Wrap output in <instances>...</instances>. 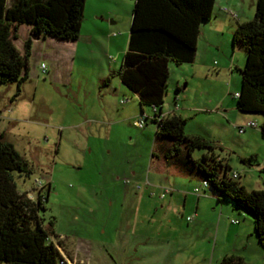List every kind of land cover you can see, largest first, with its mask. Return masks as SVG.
<instances>
[{
  "label": "rangeland",
  "instance_id": "rangeland-1",
  "mask_svg": "<svg viewBox=\"0 0 264 264\" xmlns=\"http://www.w3.org/2000/svg\"><path fill=\"white\" fill-rule=\"evenodd\" d=\"M256 1H215L212 19L217 16L225 22L223 31L210 32V21L202 25L195 59L188 62L196 63V73L187 62H169L163 103L164 110H173L177 99L188 119L185 132L215 143V154L229 165L232 177L234 172L239 175L235 180L248 192L264 189L262 116L247 117L235 107L245 49L233 42L232 34L239 22L253 18ZM133 7L134 0H86L77 40L49 36L37 40L28 62L29 77L19 95L16 83L0 82V136L33 169L29 176L15 173L18 190L35 200L50 187L41 214L46 225L54 221L51 240L68 264H220L219 246L205 260L195 256L200 244L194 240L200 242L209 233L213 238L219 220L222 226L241 228L240 245L243 249L249 242L256 258L263 248L252 217L229 200L218 201L209 186L205 194L195 192L202 179L197 174L190 177L184 165L167 166L162 150L171 140L155 138L151 107L144 106L142 112L137 96L114 74L128 48ZM28 34L27 28L20 30L19 48ZM140 117L141 127L135 124ZM246 119L256 120L258 126L240 132ZM205 151L196 148L192 157L200 158ZM174 179L188 184L186 188L164 185L188 193L183 216L182 209L161 219L150 210L138 209L136 193L146 182L159 193L163 187L155 185ZM137 184L142 188L137 189ZM197 196L204 217L191 230ZM166 197L158 199L166 201ZM188 215L190 221H183Z\"/></svg>",
  "mask_w": 264,
  "mask_h": 264
},
{
  "label": "trees",
  "instance_id": "trees-1",
  "mask_svg": "<svg viewBox=\"0 0 264 264\" xmlns=\"http://www.w3.org/2000/svg\"><path fill=\"white\" fill-rule=\"evenodd\" d=\"M85 1L0 0V82L16 83L19 95L22 83L29 77L34 39L51 36L77 40ZM215 1L134 0L128 48L114 74L137 96L142 112L144 106L151 107L155 138L171 140L162 150L167 166L184 165L190 177L197 174L202 179V190L211 187L218 201L229 200L235 209L249 214L257 241L264 249V189L248 192L228 173L229 165H223L215 154V143L201 135L187 134V117L164 115L162 111L169 62L180 65L194 61L201 27L212 19ZM22 26L28 27L29 35L21 49L16 41L21 39ZM232 39L245 49L235 107L240 112L262 116L259 128L264 137V0L256 1L252 19L236 25ZM112 75L104 80L106 84ZM196 148L206 149L200 158L192 157ZM154 156L156 152L152 150ZM32 172L13 144L0 136V264H68L51 240L55 236L54 221L46 225L41 214L46 210L44 201L50 187L35 200L18 190L15 173L29 176ZM220 264L249 263L227 254Z\"/></svg>",
  "mask_w": 264,
  "mask_h": 264
},
{
  "label": "crops",
  "instance_id": "crops-1",
  "mask_svg": "<svg viewBox=\"0 0 264 264\" xmlns=\"http://www.w3.org/2000/svg\"><path fill=\"white\" fill-rule=\"evenodd\" d=\"M222 11H224V12L226 11V10H224V7H223ZM229 13H230L229 14L230 16H232L234 18L236 17L234 15V13H231V12H229ZM116 17H118V16H116ZM115 22H117V20H115ZM210 22L208 23V27H207L210 30V32H222L223 31V29L225 27V22L223 20L221 21V20L217 19V16H216L214 19L210 20ZM112 23L113 22L111 20V24ZM23 27L28 29V27H26V26H22L21 29ZM28 33H29V31H28ZM42 37H46V36H42ZM40 38L34 39L33 40V44L37 40H39ZM49 38L53 39L54 37L49 36ZM32 52H33V50H32ZM188 64L192 65L193 74L196 73L197 72V68H196V65H195L196 63H188ZM186 84L188 85V82H186ZM175 102H176V106H175V108L173 110H168V109L164 110L163 107H162V111H163L164 115H170V114H174L175 113V114H180V115L183 116V114L180 112V107L178 106L177 99L175 100ZM250 115L251 114H246L245 113L244 116L248 117ZM184 117H187V116H184ZM245 121L247 122L248 120L246 119ZM146 185H147V182H146ZM146 185H144V187L140 191H137V193H136L137 199H138V209L139 210L141 208L147 209L146 210L147 212H149V210H150V212L152 211V213H154V215H157L159 217V219H161L163 217H169V216H171L170 213H172V212H174V213L176 212L177 213L181 209L182 210H181L179 215L180 216L184 215L185 209H187V202H188V198H189L188 197V193L183 192V191L181 193V190L172 189V192L169 193V196H167V195H166L167 197L165 196L166 198H168L166 201H162V200L158 199L159 198L158 196H152V197H157V198L151 200V199H149V197H150L149 189L152 186L148 187ZM159 185H155V186H158L157 188L164 187V185H171V186H173L175 188L182 187V186L184 188H186V186H188V184L186 182L177 183L176 179H174L173 181L166 180V182H160ZM193 188H191V189H193ZM179 189H181V188H179ZM128 192L129 191L127 190L126 193H125L126 197L128 196ZM201 192L205 194L206 193V189L202 190ZM180 196H181V198H180ZM206 197L208 198V196H206ZM180 201H181V203H179ZM200 203H202V200L200 199L199 196H197L196 205H195L194 210H193V212L195 214L194 218L196 219V222L194 223V226L190 225L189 228L191 230L192 229L193 230L197 229L198 228V223H197L198 221L197 220H199L200 217L201 218L204 217V214L201 212V209H200ZM149 204L152 205V208H147V206ZM210 204H214V203L210 202ZM213 209H215V207H213ZM175 217H176V215H175ZM188 218H189V215L186 216V218L183 219V221L184 220H186L185 222L190 221ZM219 221H218V224H216V227H214V236H213V238H212V235H210V233H209L208 234L209 236L206 237V238H201L200 242L198 241V239H197V241H196V239H194L195 243L200 244L195 249V253H196L195 256H197L198 258L201 256L203 259L206 260V258L208 256V252L211 251L210 253L214 254L215 251H216V247L219 246L218 257H224L227 254H234L236 256L242 257L249 264H263V262H264V249H259V254L257 253L258 255L256 256V258L253 257L252 253L249 251L250 249L248 248L249 242H247V244L245 245V247L243 249H242V246L240 245L241 241L243 240V238H241V234H240L241 228H239V227H237L235 225H233V226L232 225L231 226L230 225L222 226V223L221 222L219 223ZM221 227L222 228L227 227V228H224L226 233H224V235H223L222 239L219 241L220 242L219 243L218 242V233H219V230L221 229Z\"/></svg>",
  "mask_w": 264,
  "mask_h": 264
},
{
  "label": "built area",
  "instance_id": "built-area-1",
  "mask_svg": "<svg viewBox=\"0 0 264 264\" xmlns=\"http://www.w3.org/2000/svg\"><path fill=\"white\" fill-rule=\"evenodd\" d=\"M224 10H226V8H224ZM234 95H238V92H235ZM123 102V101H122ZM135 124L138 125L139 127L143 126L144 124V120L140 117L139 120L135 121ZM258 124L256 122V120H248L247 122H245L244 124L240 125L239 126V131L240 132H243L247 127H257ZM238 174L236 172L233 173V177H237ZM125 183H129L128 180H125ZM39 186L42 185L41 182H38L37 183ZM148 184V183H147ZM136 188L137 189H141L142 186L137 184L136 185ZM195 192L199 193L202 191V186H198L194 189ZM172 192V189L171 188H168V187H163L162 190L158 193L156 191V189L154 187H151L149 189V194L150 196H158L159 198H164L167 194L171 193ZM190 219V218H188Z\"/></svg>",
  "mask_w": 264,
  "mask_h": 264
},
{
  "label": "flooded vegetation",
  "instance_id": "flooded-vegetation-1",
  "mask_svg": "<svg viewBox=\"0 0 264 264\" xmlns=\"http://www.w3.org/2000/svg\"><path fill=\"white\" fill-rule=\"evenodd\" d=\"M40 194H41L42 196H44V195H45L44 193H42V192H39V193H38V195H37V197H38Z\"/></svg>",
  "mask_w": 264,
  "mask_h": 264
}]
</instances>
